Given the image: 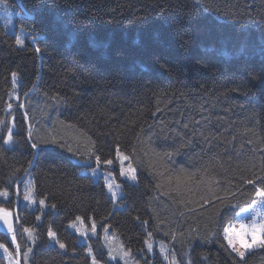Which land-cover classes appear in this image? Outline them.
<instances>
[{
    "label": "trees",
    "instance_id": "16d2710c",
    "mask_svg": "<svg viewBox=\"0 0 264 264\" xmlns=\"http://www.w3.org/2000/svg\"><path fill=\"white\" fill-rule=\"evenodd\" d=\"M5 1L28 31L20 47L0 21V207L20 223L16 246L4 230L0 242L21 264H92L68 226L77 217L97 223L102 264L108 224L136 259L151 258V239L179 264H264V246L236 238L264 220V0ZM118 150L137 182L117 175L114 211L77 160L118 164ZM29 175L46 210L17 203ZM230 225L243 258L224 239Z\"/></svg>",
    "mask_w": 264,
    "mask_h": 264
},
{
    "label": "rangeland",
    "instance_id": "374dc122",
    "mask_svg": "<svg viewBox=\"0 0 264 264\" xmlns=\"http://www.w3.org/2000/svg\"><path fill=\"white\" fill-rule=\"evenodd\" d=\"M0 21L2 22L3 26L9 33L15 35L16 40L17 38H19L20 40L23 41L22 44H17V45L20 47L25 46V40L28 31L24 26L17 24L11 3L5 0H0ZM13 84H14V89L11 93V98L17 100L20 96L19 75L16 74L15 77H13ZM12 106L13 105L9 106V110L12 108ZM7 120H9V117ZM9 125H10L12 139L11 141H9V132H8L6 135L7 137L6 144L9 147H11L14 146L13 131L15 130V128H14L13 118L11 122H9ZM124 157H127V155L121 152V150H118L117 160L119 163V167H116L115 162L113 161L112 164H107L106 166L105 163L104 162L102 163L101 161L99 165H97V163L93 161L77 160V162H79L80 164L85 165L83 169L84 173L92 175L93 178L96 180H99L101 178L104 179V181L106 182L107 190L114 201V211L117 209H123L125 207L124 203L120 202V199L124 196V190L122 188V184L117 180V175L119 174L123 179H126L131 183L137 182L136 169L128 162V157L127 159H124ZM129 166H131V169L135 170L134 173L131 172ZM116 169H118L119 171L117 172ZM122 169L124 171V175H121ZM132 174L135 175L136 177L135 180L128 178ZM109 185H111V189L109 188ZM4 191H7L8 196L7 197L0 196V201H6L9 200L10 198V192L8 190H4ZM25 194H28L30 196L29 200L24 199ZM16 197H17V203L22 201L28 207L33 209L41 208L43 210H46L48 207V204L44 199L36 198L32 175H29L25 178L20 191V195H18L17 193ZM40 200L44 201L43 205L39 203ZM0 209H4V208L0 207ZM13 216L15 218L17 214L15 213ZM79 218L80 219H76L75 221L71 222L68 226L71 231L77 234L80 244L88 245V253L92 259V264H93V258L95 257L90 247L89 239L91 237H97L98 226L95 220H91V222L89 223L83 217H79ZM19 225L20 223L18 221V218H15L12 231L16 230L19 227ZM93 225H95L94 232H93ZM8 233H14V232L9 231ZM27 233L29 235L30 242L33 243L35 239L34 236L35 233L32 232V230ZM103 238H104L105 247L108 251L109 261L111 264H179L177 257L165 242L162 241L156 242L149 239L147 242V250L149 251L151 258H149L148 256H144L143 259H136L133 256V254L124 247V245L118 239V237L113 233L109 224L105 227ZM56 241H59L58 238L56 237V234L54 237H50L51 245L58 246L60 250L66 252L67 251L66 246L64 248H61L60 244L62 242L59 241V243H56ZM0 244H3L5 248H7V252L4 251V248H0V256H2L5 259L6 264H19L18 258H20V256H18V258L15 257L13 252L6 244L1 242ZM26 258H28V256H26ZM95 262L96 264H102L98 262L96 258H95Z\"/></svg>",
    "mask_w": 264,
    "mask_h": 264
},
{
    "label": "snow or ice",
    "instance_id": "6c2138e0",
    "mask_svg": "<svg viewBox=\"0 0 264 264\" xmlns=\"http://www.w3.org/2000/svg\"><path fill=\"white\" fill-rule=\"evenodd\" d=\"M16 42H17V44H22L23 43V41L20 40L19 38H17ZM37 51H39L38 48H37ZM13 76L15 77V73L13 74ZM11 139H12L11 130H9V141H11ZM53 143H55V141H53ZM33 147H36V145L33 144ZM124 159H127V157H124ZM96 163H97V165H99V163H100V157L99 156L96 157ZM105 163L112 164V161L111 160H107V161H105ZM129 169L131 170V172L134 173L135 170L131 169V166H129ZM121 175H124L123 169L121 171ZM128 178L132 179V180L136 179L134 174L130 175ZM250 183H251V181H250ZM109 188L111 189V185H109ZM257 195L264 196V190L258 189L257 190ZM0 196L7 197L8 196L7 191L0 192ZM24 199L25 200H29L30 196L28 194H25ZM39 203L41 205H43L44 201L40 200ZM241 211H245V210L241 209ZM10 217H11V213L9 211H7L6 209H0V219L3 220L4 224L8 225V230L12 231V224H11L10 219H9ZM37 219H39V217H37ZM77 219H80V218L77 217ZM24 231L25 232H29V229H25ZM94 231H95V225H93V232ZM234 231H236V230H235V227L233 225H230L229 227L225 228L224 229V232H225L224 239H226L228 241V245L230 247H232V250L234 252H236L241 258L244 257L245 253L243 251H241L240 248H237L235 246L236 242H237L236 238H238L241 247H245L246 246L248 248H251L253 244H257V243L260 246H264V238H262V235H264V220H262L259 223H257L256 221H253L251 225L241 224L240 230L236 231V238H234L233 235H232V233ZM246 235H250L251 236V241H252L251 244H249L245 240V236ZM49 236L50 237H54L55 236V233H53L50 229H49ZM13 240H15L14 236H13ZM56 243H59V241H56ZM60 247L64 248L65 245L61 243ZM149 247H151V246H149ZM0 248H4V251L7 252V248H5V246L3 244H0ZM29 251H31V249H29ZM93 264H96L95 258H93Z\"/></svg>",
    "mask_w": 264,
    "mask_h": 264
},
{
    "label": "water",
    "instance_id": "95a60500",
    "mask_svg": "<svg viewBox=\"0 0 264 264\" xmlns=\"http://www.w3.org/2000/svg\"><path fill=\"white\" fill-rule=\"evenodd\" d=\"M9 219H10V222H11L12 227H13L14 226V218H13V216L11 215V217ZM0 229L1 230H8V225L4 224L2 219H0Z\"/></svg>",
    "mask_w": 264,
    "mask_h": 264
},
{
    "label": "bare ground",
    "instance_id": "6f19581e",
    "mask_svg": "<svg viewBox=\"0 0 264 264\" xmlns=\"http://www.w3.org/2000/svg\"><path fill=\"white\" fill-rule=\"evenodd\" d=\"M105 165H107V163H105Z\"/></svg>",
    "mask_w": 264,
    "mask_h": 264
}]
</instances>
